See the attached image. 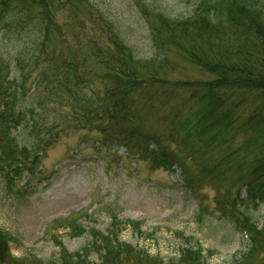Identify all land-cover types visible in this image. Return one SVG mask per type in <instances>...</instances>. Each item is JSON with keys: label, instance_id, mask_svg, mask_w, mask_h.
<instances>
[{"label": "trees", "instance_id": "trees-1", "mask_svg": "<svg viewBox=\"0 0 264 264\" xmlns=\"http://www.w3.org/2000/svg\"><path fill=\"white\" fill-rule=\"evenodd\" d=\"M13 2L0 0V33L16 32L25 18L31 22L25 47L30 71L20 74V83L8 80L9 64L0 61V173L9 178L21 177L26 171L35 174L51 145L43 138L30 149H20L14 136L25 118L17 109L19 96L27 94L26 81L42 66L36 87L48 94L46 98L61 99L64 91L70 101L64 100L63 107L100 131L103 146L125 147L129 155L148 162L153 170L174 173L180 169L182 180L193 192L206 180L223 185L217 199L221 215L250 237L240 264L259 257L263 264L264 222L259 227L248 214L264 207V0H199L191 16L177 19L139 0V9L154 24L157 52L152 57L139 54L113 18L86 6L101 39L93 49L90 46V58L83 60L78 47L65 53L51 51L54 11L62 7H52L53 0H30V7H12ZM94 8L96 15H91ZM172 55L184 58L210 78L170 79ZM88 59L97 63L96 73L90 76L105 82L104 91L87 78ZM17 63L24 70L22 61ZM250 97L256 103L253 108L245 104ZM95 119L101 122L95 124ZM215 149L218 155L212 157L210 152ZM187 158L197 165V172L186 165ZM118 223L121 226L108 234L91 231L92 245L81 252L68 253L62 248L56 260L33 263L12 256L14 238L0 228V261L97 264L89 260L95 252L100 255L99 264H166L121 242L122 231L134 222L114 215L112 229ZM84 233L74 221L71 236ZM192 239H187L189 244ZM172 264H207L203 247L198 242L190 244Z\"/></svg>", "mask_w": 264, "mask_h": 264}, {"label": "rangeland", "instance_id": "rangeland-1", "mask_svg": "<svg viewBox=\"0 0 264 264\" xmlns=\"http://www.w3.org/2000/svg\"><path fill=\"white\" fill-rule=\"evenodd\" d=\"M29 1L14 0L12 7H30ZM53 1L52 7L62 9L54 11L60 33L54 37L58 40H54L52 53L78 47L82 60L90 58L93 53L90 46L93 49L101 37L99 27L85 12L86 6L97 7L122 25L128 42L142 56L152 57L157 52L154 24L139 9V0ZM142 1L177 19L191 16L199 0ZM91 12L96 15L95 8ZM26 20L16 32L0 33V61L9 64L8 80L11 81L20 82V74L30 71L25 47L31 22ZM170 60L167 76L172 80L210 78L189 66L184 58L172 55ZM19 61L24 70L18 66ZM85 62L84 70L90 80L92 71L96 73L97 63L89 59ZM37 68L25 83L28 93L19 96L17 109L25 113V119L14 136L20 149L32 147L44 137L53 136L54 142L37 169L42 171L41 175L30 178L25 173L11 189L9 179L0 175V227L14 238L10 252L15 259L32 256L35 260H55L60 252L58 241L69 253L80 252L91 245V230L107 233L121 226L118 223L112 229L116 215L121 221L134 222L122 231L121 242L144 250L166 264H172L186 247L197 242L204 249L207 264H240L241 253L247 251L250 239L233 221L221 215L217 199L223 185L206 180L192 192L186 188L180 169L174 173L153 170L148 162L135 159L124 147L102 146L100 131L85 125L86 120L82 124V118L72 120L67 114L72 111L62 105L70 99L64 91L61 99L44 97L48 94L35 85L43 67ZM92 83L96 89H106L100 78L92 79ZM245 104L251 108L256 105L253 97L246 99ZM31 111H34L33 118ZM99 122L101 119H95L93 123ZM43 128L51 130L43 131ZM174 148L180 155L184 154L179 147ZM216 152L217 149L211 151V156L216 157ZM186 165L197 172V165L190 158L186 159ZM249 213L252 221L262 227L264 207L251 209ZM72 220L86 227L87 233L72 237L68 225ZM191 237L189 244L187 239ZM210 251L215 253L209 255ZM89 260L101 263L100 255L95 252ZM261 261L259 257L248 264H262ZM0 264L14 263L0 261Z\"/></svg>", "mask_w": 264, "mask_h": 264}]
</instances>
